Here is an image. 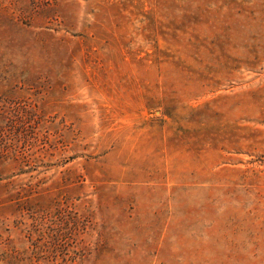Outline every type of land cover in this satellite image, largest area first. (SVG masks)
<instances>
[{"label": "rangeland", "instance_id": "374dc122", "mask_svg": "<svg viewBox=\"0 0 264 264\" xmlns=\"http://www.w3.org/2000/svg\"><path fill=\"white\" fill-rule=\"evenodd\" d=\"M0 264H264V0H0Z\"/></svg>", "mask_w": 264, "mask_h": 264}, {"label": "trees", "instance_id": "16d2710c", "mask_svg": "<svg viewBox=\"0 0 264 264\" xmlns=\"http://www.w3.org/2000/svg\"><path fill=\"white\" fill-rule=\"evenodd\" d=\"M1 152H2V149L0 148V153H1ZM1 155H2V154H1ZM1 155H0V156H1Z\"/></svg>", "mask_w": 264, "mask_h": 264}]
</instances>
